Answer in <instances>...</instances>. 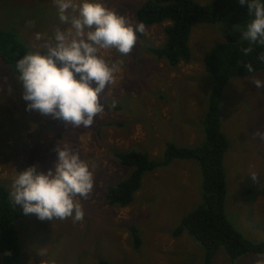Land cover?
<instances>
[{"label":"rangeland","instance_id":"rangeland-1","mask_svg":"<svg viewBox=\"0 0 264 264\" xmlns=\"http://www.w3.org/2000/svg\"><path fill=\"white\" fill-rule=\"evenodd\" d=\"M143 1L103 3L136 25L134 9ZM169 23L144 25L145 31L137 34L127 56L115 49L100 50L103 58L117 66L113 82L100 94L104 110L89 127L26 111L18 77L0 58V179L11 189L27 166L38 163L47 170L56 160V145L77 151L94 176L92 192L80 198L83 220L41 221L35 215L21 219L18 231L25 264H97L99 258L124 264H202L201 244L186 233L177 237L171 233L201 201V172L195 160L175 159L145 173L128 206H110L105 200L108 185L131 170L113 159L114 151L138 148L161 159L167 142L194 146L204 140L212 76L204 68L203 56L223 37L217 24H195L189 38L191 60L167 65L147 46L164 43L163 28ZM0 27L14 28L34 51H43L44 40H37L36 34L51 36L56 27L66 26L58 19L56 0H0ZM257 78L264 81V69L232 79L219 107L229 141L224 157L226 217L253 240L264 239V88L254 86ZM130 226L141 233L138 250L133 247ZM56 249L57 257L48 261ZM212 264H231V260L219 252ZM234 264H264V254H244Z\"/></svg>","mask_w":264,"mask_h":264},{"label":"trees","instance_id":"trees-1","mask_svg":"<svg viewBox=\"0 0 264 264\" xmlns=\"http://www.w3.org/2000/svg\"><path fill=\"white\" fill-rule=\"evenodd\" d=\"M134 16L138 23L144 25L165 20L170 22L163 28L164 43L161 46L148 45L147 50L171 66L191 60L189 38L195 24H217L223 41L214 44L203 56L204 68L212 76L208 106L203 118V142L194 146L167 142L161 159H154L149 151L138 148L114 151L113 159L120 166L131 170L125 177L108 185L105 200L110 206H128L141 188L145 173L168 165L175 159H193L199 164L201 172V201L180 219L172 235L177 237L186 233L196 239L203 249L202 264H212L219 252L225 253L231 264L244 254H264V239L253 240L238 231L226 217L224 207L227 194L224 157L229 149V141L222 130L219 114L223 90L232 79L264 69V43H252L242 38L252 18L247 5L241 4L239 0H213L207 4L195 0H145L135 7ZM138 35L142 36L141 33ZM31 51L34 50L14 28L0 27V58L13 75L19 76L16 68L18 59ZM249 64L253 72L247 71L246 65ZM19 145L23 151L20 139ZM10 191L0 179V258L3 264H25L18 223L26 215L14 204ZM250 191L246 189L244 192ZM129 231L133 247L138 250L142 243L141 233L134 226H130ZM57 251L46 259H55ZM97 264L124 263L99 258Z\"/></svg>","mask_w":264,"mask_h":264},{"label":"clouds","instance_id":"clouds-1","mask_svg":"<svg viewBox=\"0 0 264 264\" xmlns=\"http://www.w3.org/2000/svg\"><path fill=\"white\" fill-rule=\"evenodd\" d=\"M252 17L242 38L264 43V0H239ZM61 25L53 34L37 33L44 40L43 51L25 53L17 61L18 82L25 110L51 117L66 125L89 127L104 110L101 93L114 79L116 63L100 55L101 49H115L122 56L133 50L143 23L133 25L103 0H56ZM248 72L253 67L246 65ZM264 88V81H253ZM56 160L44 170L33 163L19 171L10 196L25 215L41 221L72 217L81 221L80 198L86 199L94 187L87 162L70 146H55Z\"/></svg>","mask_w":264,"mask_h":264}]
</instances>
